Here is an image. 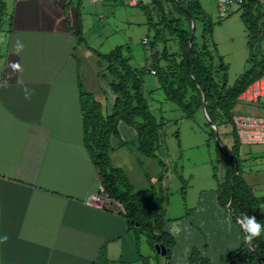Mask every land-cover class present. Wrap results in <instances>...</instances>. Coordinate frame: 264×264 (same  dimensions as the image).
Instances as JSON below:
<instances>
[{"label": "crops", "instance_id": "0c3cea01", "mask_svg": "<svg viewBox=\"0 0 264 264\" xmlns=\"http://www.w3.org/2000/svg\"><path fill=\"white\" fill-rule=\"evenodd\" d=\"M6 1L12 14L6 33L0 29V238L7 240L0 242V264H142L123 206L113 199L102 208L87 203L90 194L99 191L100 180L84 144L80 84L89 90L95 83L107 94L104 80L109 71L76 40L80 0ZM134 3L130 1L132 6L141 2ZM4 10L0 2V14ZM84 38L98 50L85 33ZM17 39L24 45L18 55ZM11 62L21 69L13 71ZM111 92L114 103L117 94ZM123 123L121 139L111 138L110 158L129 172L125 162L120 166L114 158L131 151L142 162L145 155L138 149L137 134ZM262 162L242 171L264 217ZM218 209L224 219L219 221L222 238L233 245L222 253L224 264H229L230 251L245 236L220 203ZM181 249L173 248L172 264H179ZM217 253L212 248L206 256L212 260Z\"/></svg>", "mask_w": 264, "mask_h": 264}, {"label": "rangeland", "instance_id": "374dc122", "mask_svg": "<svg viewBox=\"0 0 264 264\" xmlns=\"http://www.w3.org/2000/svg\"><path fill=\"white\" fill-rule=\"evenodd\" d=\"M130 1L82 0L80 12L83 35L87 34L88 42L96 46L100 52L108 53L117 46H130V52H126V54L131 57V64L145 70L143 90L148 99L150 110L157 119L165 122L159 141L161 145L157 151L159 158L142 155L144 162H140L136 156L131 155V151H124L121 156L114 158V162L120 166L125 162V166L130 172L126 170L128 177L136 190H140L150 185L148 176L156 187L161 186L157 179L162 175L163 165L160 160H163L166 168L163 173L162 186L168 193L164 203V226L168 230L172 225H176L180 229L179 234L175 235L177 243L174 246L177 252L179 248L183 247L178 253L180 255L179 264H189L187 257L193 247H196L204 255L209 254L212 248L217 249V258L212 257L211 264H224L222 256L224 248L233 245L222 238L223 229L220 227L219 221L223 222L224 219L218 209L217 191L218 183L224 180L227 171V161L223 157L220 144L232 146V124L221 111H218L217 124L210 125L203 107L196 110L194 118H189L178 103L167 98L165 89L160 88L159 74H153L149 68L158 70L152 65L155 57L159 59V67L166 68L163 70L164 72L173 71L172 59L176 63L181 61L180 37L171 28L177 24L187 28L186 19L179 17L178 23L173 22L172 14L176 10L172 4H166L167 13L172 22L169 26L164 25L163 22H160L159 10L151 4L150 11L154 15V27L157 26L160 30L159 36L154 38L156 29H149L147 16L141 6L142 3H148L149 0H138L141 3L136 6L130 5ZM0 2L6 5V10L0 14V29L5 32L7 28L9 29V16L12 14V10L9 7V1L0 0ZM200 5L205 12V17L195 18L197 32L199 34L203 26L207 27L210 24L213 26L212 34L208 36L210 51L214 58L212 68L218 82L221 83L224 73L220 64L225 63L228 87H231L250 68L249 59L252 52L254 53L260 47L264 50V0H260L258 8H254V13L251 14L252 21L262 28V31L258 32L260 34L258 36L261 37L258 43L259 47L256 45L254 49L249 44L250 32L243 16L246 12L244 7L233 6L230 8L228 16L222 18L219 15L218 0H200ZM4 36L2 35V37ZM145 39H147V43L144 42ZM112 76L109 72L107 79L104 80V84L107 85L105 86L107 94L100 92L95 83L93 88L89 89L94 93L95 98L103 103L105 114L112 111L113 99L110 93L113 92L109 87V84L114 81V76ZM102 77L101 75L99 80L103 79ZM182 95L185 103L194 101L195 93L190 87H187ZM232 113L264 117V104L245 103L237 100ZM123 122L132 129L125 121ZM124 123L123 126L126 127ZM212 129L216 131L215 138L209 135ZM242 150L244 151V155H240L243 159L242 170L250 171L262 161L264 164V158L255 157L256 154H264L263 145H244ZM132 160H136L137 163H134L133 167ZM111 199L109 198L107 203ZM223 211L229 214L224 207ZM237 226L239 227L238 223ZM143 251L155 253L145 246ZM159 257L160 263L164 264V256ZM154 260L153 264H155Z\"/></svg>", "mask_w": 264, "mask_h": 264}, {"label": "trees", "instance_id": "16d2710c", "mask_svg": "<svg viewBox=\"0 0 264 264\" xmlns=\"http://www.w3.org/2000/svg\"><path fill=\"white\" fill-rule=\"evenodd\" d=\"M155 5L160 13V22L171 25L170 15L167 13L166 4H172L176 12L172 14L173 22L178 23L179 17L186 19V27L178 26L171 28L180 37V49L182 58L179 63L171 61L173 71H163L166 68L159 67V59H153V66L157 68L160 88L166 91L169 99L178 103L179 107L189 118H194L196 110L203 107V95L206 97V111L210 125L217 124L218 111L232 124L233 144L228 147L222 144L225 152L222 153L226 159V174L224 180L218 183L217 198L237 222L242 215L255 216L261 224L260 236L251 242L246 239L243 243L230 251L229 264H264V217L260 211V199L255 195L251 185L245 179L241 169V141L236 133L233 122V107L240 93L256 78L264 73V50L260 47L252 52L249 59L250 68L237 80L233 86L228 87V74L225 63L220 64L223 71L222 82L219 83L213 71V53L210 51L208 36L212 34L213 26H203L197 32L194 23L196 17H205L199 0H151L143 5L142 9L147 16L149 29L155 28L154 38L159 36L160 30L154 27L153 14L150 7ZM78 30L76 40L79 44H85L107 64V70L114 76L115 80L110 83L112 90L117 94L114 99L112 112H103V103L95 98L93 92L87 90L80 84L81 109L84 124V144L86 145L94 164L99 168L100 185L110 198L119 202L124 208V216L129 221L135 239V248L142 264H161L159 256L165 258L164 264H172L173 248L177 243L176 238L164 226L165 200L168 193L162 186L163 173L166 168L163 160L162 175L159 178L160 185L156 187L148 176L149 186L136 190L129 179L126 171L112 164L110 153L112 151L111 138L113 136L121 139L119 122L125 121L137 134L139 151L148 157L157 158L160 148L161 132L164 129V121L157 119L151 112L148 99L144 93V72L142 68L133 66L131 57L126 54L130 52V46H118L108 53H101L89 46L83 35L81 20V0L78 5ZM245 21L248 24L249 44L251 48L258 45L262 31L251 14L254 8H258L255 1L244 5ZM251 19V20H250ZM192 22V23H191ZM196 22V21H195ZM194 24V26H193ZM261 30V31H259ZM202 38V40H201ZM259 47V45H258ZM156 73V74H157ZM190 87L195 93L194 101L185 103L182 92ZM233 114V115H232ZM210 136L216 137V131L212 129ZM159 158V157H158ZM236 165L238 169L236 170ZM183 179V177L181 176ZM244 236L247 233L238 223ZM147 246L155 253H146L143 247ZM190 264H211V260L202 254L196 247L190 253Z\"/></svg>", "mask_w": 264, "mask_h": 264}, {"label": "built area", "instance_id": "2783aa9c", "mask_svg": "<svg viewBox=\"0 0 264 264\" xmlns=\"http://www.w3.org/2000/svg\"><path fill=\"white\" fill-rule=\"evenodd\" d=\"M100 1L103 0H94ZM136 4L138 0H133ZM200 1V0H199ZM251 1H255L256 4L260 0H218V7L220 8L219 15L222 18H226L229 14V10L233 6H241L248 4ZM147 42V39H145ZM1 44V40H0ZM151 72L156 74V69L152 68ZM238 101L245 103L264 104V73L253 80L238 96ZM233 122L236 128V133L244 145H264V117L248 114H234ZM109 195L105 192L103 185H100L97 193H92L89 196L88 204L102 208L106 205Z\"/></svg>", "mask_w": 264, "mask_h": 264}, {"label": "clouds", "instance_id": "9594fccd", "mask_svg": "<svg viewBox=\"0 0 264 264\" xmlns=\"http://www.w3.org/2000/svg\"><path fill=\"white\" fill-rule=\"evenodd\" d=\"M194 26V24H193ZM24 48L23 43L20 42L19 39H17L15 46H14V53L19 54ZM10 67L13 71H19L21 69V66L18 62H11ZM26 98H28V90L25 89ZM237 222L241 225V227L244 229V231L247 233L245 239L248 242H251L254 238L260 236L261 234V224L257 222V219L255 216H249V215H242L238 218ZM170 231L173 235H178L180 232V229L176 225H172L170 227ZM7 237L0 238V242L6 241Z\"/></svg>", "mask_w": 264, "mask_h": 264}, {"label": "water", "instance_id": "95a60500", "mask_svg": "<svg viewBox=\"0 0 264 264\" xmlns=\"http://www.w3.org/2000/svg\"><path fill=\"white\" fill-rule=\"evenodd\" d=\"M205 104H206V97H205V95H203V110L206 113V115L208 116L207 111H206ZM217 137H218V134H217ZM219 144H220V142H219ZM220 147H221L222 153H226V155H229V153L225 152V150L223 149V147H222L221 144H220ZM237 169H238V166L236 165V170Z\"/></svg>", "mask_w": 264, "mask_h": 264}]
</instances>
